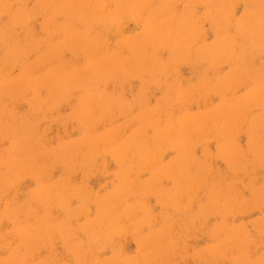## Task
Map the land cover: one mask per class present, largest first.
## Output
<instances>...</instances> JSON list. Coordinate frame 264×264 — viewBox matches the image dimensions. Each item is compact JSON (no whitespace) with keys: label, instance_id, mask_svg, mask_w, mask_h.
Segmentation results:
<instances>
[{"label":"rangeland","instance_id":"rangeland-1","mask_svg":"<svg viewBox=\"0 0 264 264\" xmlns=\"http://www.w3.org/2000/svg\"><path fill=\"white\" fill-rule=\"evenodd\" d=\"M0 6V264H264V0Z\"/></svg>","mask_w":264,"mask_h":264},{"label":"bare ground","instance_id":"bare-ground-1","mask_svg":"<svg viewBox=\"0 0 264 264\" xmlns=\"http://www.w3.org/2000/svg\"><path fill=\"white\" fill-rule=\"evenodd\" d=\"M42 1V0H41ZM47 1V0H46ZM85 1V0H84ZM0 2H2V0L0 1ZM82 2V1H81ZM90 2V1H89ZM80 4V3H79ZM0 8H1V6H0ZM39 11V10H38ZM105 22V21H104ZM17 27V26H16ZM248 27V26H247ZM262 27V26H261ZM74 34V33H73ZM165 34V33H164ZM168 34V33H167ZM152 35V34H151ZM162 35V34H161ZM257 35H258V33H257ZM151 37V36H150ZM162 37H164L163 35H162ZM71 38V37H70ZM165 39H166V37H164ZM168 38V37H167ZM77 39H78V35H77ZM162 39V38H161ZM79 40V39H78ZM82 42V41H81ZM256 42H257V40H256ZM77 46V45H76ZM40 47V46H39ZM87 48V47H86ZM60 54V53H59ZM142 54V53H141ZM61 55V54H60ZM218 69V68H217ZM55 73V72H54ZM30 74V73H29ZM78 77V76H77ZM22 78H23V76H22ZM57 83V82H56ZM43 84V83H42ZM22 86V85H21ZM18 87V86H17ZM25 87V86H24ZM93 99V98H92ZM93 109V108H92ZM105 113V112H104ZM84 118V117H83ZM89 118V117H88ZM89 120V119H88ZM194 120V119H193ZM90 125V124H89ZM164 132V131H163ZM169 135V134H168ZM10 138V137H9ZM33 138V137H32ZM105 140V139H104ZM41 141V140H40ZM39 146V145H38ZM76 150V149H75ZM129 151V150H128ZM161 152V151H160ZM159 152V153H160ZM120 154V153H119ZM132 155V154H131ZM127 156V155H126ZM129 156V155H128ZM36 158V157H35ZM127 158V157H126ZM156 159V158H155ZM154 159V160H155ZM40 160V159H39ZM77 160V159H76ZM84 160V159H83ZM129 160V159H128ZM154 160H152V161H154ZM44 162V161H43ZM69 162V161H68ZM73 162V161H72ZM156 163V162H155ZM147 164V163H146ZM145 164V165H146ZM152 164V163H151ZM151 167V166H150ZM147 169V168H146ZM32 170V169H31ZM71 174V173H70ZM130 177V176H129ZM16 184V183H15ZM14 185V184H13ZM15 186V185H14ZM13 188V187H12ZM66 188V187H65ZM43 189V188H42ZM68 189V188H67ZM129 190V189H128ZM50 193H52V191L50 192ZM19 197V196H18ZM128 197V196H127ZM51 196H50V200H51ZM102 202V201H101ZM87 204V203H86ZM50 206V205H49ZM87 206V205H86ZM118 207V206H117ZM145 208V207H144ZM83 210V209H82ZM38 212V211H37ZM83 213H84V211H83ZM136 214V213H135ZM82 215V214H81ZM19 216V215H18ZM25 218V217H24ZM55 219V218H54ZM30 220V219H29ZM106 220V219H105ZM52 221V220H51ZM46 222V221H45ZM71 222V221H70ZM51 223V222H50ZM103 223V222H102ZM120 223V222H119ZM152 223V222H151ZM65 225V224H64ZM128 225H129V223H128ZM101 227V226H100ZM33 229V228H32ZM101 229V228H100ZM109 229V228H108ZM115 230V229H114ZM104 231V230H103ZM105 231H106V229H105ZM97 233V232H96ZM19 234H21V233H19ZM41 234V233H40ZM95 235V234H94ZM94 235H93V237H94ZM121 235V234H120ZM75 236V235H74ZM77 236V235H76ZM4 237V236H3ZM5 239V238H4ZM44 239V238H43ZM104 239V238H103ZM82 241V240H81ZM24 242V241H23ZM39 245V244H38ZM150 245V244H149ZM90 246V245H89ZM145 247V246H144ZM173 247V246H172ZM171 247V248H172ZM123 249V248H122ZM82 250V249H81ZM74 251V250H73ZM123 252V251H122ZM214 252H216V251H214ZM33 256H34V254H33ZM86 257V256H85ZM54 262V261H53ZM262 262V261H261ZM15 264V263H14Z\"/></svg>","mask_w":264,"mask_h":264}]
</instances>
